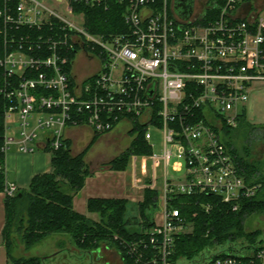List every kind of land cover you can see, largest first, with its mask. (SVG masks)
I'll use <instances>...</instances> for the list:
<instances>
[{
	"label": "built area",
	"instance_id": "1",
	"mask_svg": "<svg viewBox=\"0 0 264 264\" xmlns=\"http://www.w3.org/2000/svg\"><path fill=\"white\" fill-rule=\"evenodd\" d=\"M111 2L125 5V30L91 33L75 6ZM209 4L183 20L169 0H0V93L9 100L3 154L12 145L25 154L57 151L66 129L81 125L104 134L136 121L161 133L162 188L148 187L159 192L161 220L145 239L120 241L135 264H172L176 240L190 226L174 196L211 194L237 211L259 190L222 135L238 125L253 84L264 82V15L251 0ZM79 53L96 63L89 76L77 73ZM15 193L6 185L3 195ZM209 264H264V245Z\"/></svg>",
	"mask_w": 264,
	"mask_h": 264
},
{
	"label": "trees",
	"instance_id": "2",
	"mask_svg": "<svg viewBox=\"0 0 264 264\" xmlns=\"http://www.w3.org/2000/svg\"><path fill=\"white\" fill-rule=\"evenodd\" d=\"M84 13L86 28L93 34L105 35L125 30L122 17L125 5L111 2L108 8L75 6ZM4 56L3 42L0 38V60ZM3 73L0 74V88ZM9 100L0 93V164L3 166L5 154L4 113ZM247 110L244 109L235 128L223 127V143L232 155L235 165L245 177L248 185H257L255 197L244 198L237 211L230 204L211 194L194 196H174L172 206L179 210L186 226L192 231L181 234L175 243L171 257L172 264L195 262L209 264L211 258L225 256L236 248H258L264 245L261 230L247 231L248 219L264 215V166L250 160L249 144L263 138L264 130L256 129L246 122ZM131 133L132 142L127 151L107 164L110 170L125 172L131 157L153 155L152 147L146 141L145 125L134 121ZM249 132L243 147L245 154L239 152L238 132ZM99 134H94L90 144L81 152L74 153L72 145L65 140L64 146L57 151L46 148L51 153V171L36 175L27 190L17 191L13 196L4 194L5 225L2 239L8 264H42L38 258L15 259L12 249L15 240H19L26 250L58 235L68 236L82 252L97 254L103 245L113 247L120 253L123 264H135L124 252L120 241H134L146 238V232L155 227L153 220H147L145 211L161 210L159 192L147 188L143 200L138 203L141 217L146 221L132 224L129 215L130 202L125 199L91 198L87 202V211L98 214L99 221H93L80 214L74 207V198L84 189L87 178L94 174L87 166V154ZM6 176L0 170V193H4ZM204 205H209L206 211Z\"/></svg>",
	"mask_w": 264,
	"mask_h": 264
},
{
	"label": "rangeland",
	"instance_id": "3",
	"mask_svg": "<svg viewBox=\"0 0 264 264\" xmlns=\"http://www.w3.org/2000/svg\"><path fill=\"white\" fill-rule=\"evenodd\" d=\"M206 1L207 0L197 1L196 9L200 8V6L204 4L208 6L210 5L209 2H212V0H208L207 4ZM173 2V0H169L170 6L173 5ZM251 6L252 9L258 12H263L262 14L264 15V0H251ZM90 65L91 64L86 63L84 55L79 53L77 56V73L79 77L89 76L96 69V63L92 64L93 66ZM246 110L247 115L245 121L249 122L251 126L256 129L260 128L261 130H264V82H257L253 84V90L250 93V99L247 103ZM132 128L133 126L131 122L124 121L117 124L110 133L98 135L86 157L87 166L91 170L92 174H95L98 170L112 171L107 164L128 150L133 138V134L131 133ZM75 129H77L79 134L78 139L72 146V150L74 153H77L81 152L90 144L91 130L89 128L83 129L78 127ZM84 130L87 132H84ZM238 134L240 142L238 146L239 152L241 154H245L246 149L244 151L243 147L245 145L247 146V143L245 144V142L248 139L249 132L248 130L241 131L240 133L238 132ZM146 135L149 137V144L152 147L153 155L148 157H131L133 159L130 160V162H132L131 164L129 163L128 166L130 169L127 168L130 175V183L132 185L135 183L137 185V189L141 187L142 182L149 180L150 178H155L154 173H157V171L160 172L163 168L160 163L159 156L162 154L163 150L161 133L155 126H150ZM261 136V132H258L259 139L255 138V142L248 145V151L250 152V160L261 163L264 166V134L263 138L260 139ZM129 175L127 174V177H129ZM173 175L176 178L179 177L177 174ZM158 177H160L159 173L158 176L156 175L154 185L157 188H162L163 171L161 177L159 179ZM146 185H149V187L153 186L151 182H147ZM142 195L143 194L138 193V199L128 200L131 204L129 215L132 217V224L137 223L142 225V223L146 221L141 217V212L139 211L138 206V203L143 200ZM77 208L79 212L82 210L79 207V204ZM161 210L156 211L152 209L150 211H145L147 220H153L155 223L159 222L161 220ZM84 214H86L85 216L87 218L93 221H99L98 214H91L87 212L86 209H84ZM246 230H261L264 234V215L248 219L246 222ZM187 231H192L191 225L188 227ZM262 237H264V235ZM12 256L15 259L38 258L42 261V264H123L122 258L115 248L103 245L97 254H86L76 247L73 241L66 235L53 236L37 244L30 250H26L24 245L16 239L12 249ZM184 264L197 263L185 262Z\"/></svg>",
	"mask_w": 264,
	"mask_h": 264
},
{
	"label": "crops",
	"instance_id": "4",
	"mask_svg": "<svg viewBox=\"0 0 264 264\" xmlns=\"http://www.w3.org/2000/svg\"><path fill=\"white\" fill-rule=\"evenodd\" d=\"M75 128L77 127H69L65 131V140H68L72 146L78 139L79 134ZM78 128L86 129L89 127L81 125L78 126ZM84 132L87 131L84 130ZM90 135L92 140L94 136L92 130ZM2 169L5 172L6 183L8 186H15L16 192L20 190H27L32 179L36 175L51 171V154L43 150L36 151L32 154L20 153L16 146L12 145L10 150L5 154ZM128 169H130V167ZM162 171L163 168L160 172H155V178H150L149 180L142 182L141 187L137 189V185L135 183L133 185L130 183L128 170L125 172L98 170L92 177L87 178L84 189L74 198V207L76 211L79 212L77 208L79 204V207L82 209L79 213L86 215L84 214V209L87 211V202L91 198L135 200L139 198L138 193H141L143 194V199L144 191L149 187L146 183L151 182L154 185L156 175L158 176L159 173L161 177ZM127 174L129 177H127ZM160 177H158V179ZM3 196V193H0V264H8L9 261L6 256L2 239V232L5 225V207Z\"/></svg>",
	"mask_w": 264,
	"mask_h": 264
},
{
	"label": "water",
	"instance_id": "5",
	"mask_svg": "<svg viewBox=\"0 0 264 264\" xmlns=\"http://www.w3.org/2000/svg\"><path fill=\"white\" fill-rule=\"evenodd\" d=\"M196 0H174L175 13L183 20L189 19L195 7Z\"/></svg>",
	"mask_w": 264,
	"mask_h": 264
},
{
	"label": "bare ground",
	"instance_id": "6",
	"mask_svg": "<svg viewBox=\"0 0 264 264\" xmlns=\"http://www.w3.org/2000/svg\"><path fill=\"white\" fill-rule=\"evenodd\" d=\"M198 1V0H197ZM195 4H196V6H197V2L195 1ZM196 6L194 7V8H196ZM197 10V9H196ZM196 10H194V12L196 11ZM194 14V13H193ZM107 133H109V132H107ZM146 134H147V130H146ZM150 145V144H149ZM151 146V145H150Z\"/></svg>",
	"mask_w": 264,
	"mask_h": 264
},
{
	"label": "flooded vegetation",
	"instance_id": "7",
	"mask_svg": "<svg viewBox=\"0 0 264 264\" xmlns=\"http://www.w3.org/2000/svg\"><path fill=\"white\" fill-rule=\"evenodd\" d=\"M196 2H197V0H196ZM195 6H196V4H195ZM194 10H195V8H194Z\"/></svg>",
	"mask_w": 264,
	"mask_h": 264
}]
</instances>
